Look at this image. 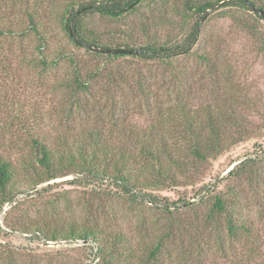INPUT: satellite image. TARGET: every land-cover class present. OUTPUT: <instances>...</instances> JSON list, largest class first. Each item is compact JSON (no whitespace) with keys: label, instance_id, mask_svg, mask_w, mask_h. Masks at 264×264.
Masks as SVG:
<instances>
[{"label":"trees","instance_id":"1","mask_svg":"<svg viewBox=\"0 0 264 264\" xmlns=\"http://www.w3.org/2000/svg\"><path fill=\"white\" fill-rule=\"evenodd\" d=\"M256 10L264 0H0V238L79 244L82 264H202V244L230 241L236 264H264L237 218L259 164L201 184L225 153L264 137V97L210 30L221 20L245 34L264 71ZM63 186L81 194L85 222L46 218ZM119 200L157 218L115 228Z\"/></svg>","mask_w":264,"mask_h":264},{"label":"rangeland","instance_id":"2","mask_svg":"<svg viewBox=\"0 0 264 264\" xmlns=\"http://www.w3.org/2000/svg\"><path fill=\"white\" fill-rule=\"evenodd\" d=\"M228 23L221 20H215L210 25V30L213 32V36H217L220 40V52L227 57L230 62L234 63V66L238 70H242L246 75L248 74L247 83H250L248 87L254 85L258 91V95L264 97V71L262 66L251 67L252 61H259L256 58V54L253 51V45L245 34L236 33L227 29ZM239 72V71H238ZM59 73V72H58ZM54 75H51L53 77ZM247 158L255 159L258 163V169L255 170L256 176L258 175L257 183L250 184L246 181H241V188L239 189V208L238 220L246 222L252 229L254 235L257 237L254 242L259 248L261 255H264V137L257 140L247 141L232 148L229 152L221 156L212 167L210 173H208L201 184L207 185L209 182L217 183L221 181L227 173L242 160ZM231 164V165H230ZM64 178L60 179L63 180ZM214 179V180H213ZM59 180V181H60ZM224 182L220 184L219 189L224 187ZM91 188V187H89ZM63 190L57 198L58 213L51 214L50 208H47L43 212H46V218L52 219L54 222L66 221L67 219H75L79 223L85 222L86 209L84 203H82V196L77 189L63 186ZM26 191L18 194L15 197V204L18 202H24L29 198L27 194L34 192ZM59 191V190H57ZM179 191H165L161 195L169 199L177 200ZM192 197V192L188 194ZM197 197L191 198V201ZM14 204V205H15ZM113 215L117 219V223L114 224L115 228H122L123 230H132L140 213L145 214L148 222L151 219L157 218V213L153 211L149 204L146 206L138 207L135 210L123 201H116L112 205ZM9 207H5L0 213V227L6 229L4 224L5 211ZM130 209L134 210L133 212ZM102 224V221H99ZM3 238H0V264H82V257L84 255L85 248H80L79 244L62 245L57 247H46L40 241L34 238H27L25 235L19 233H12L6 231ZM57 250V248H59ZM201 248L206 253L203 254L204 259L200 261L202 264H236L237 258L241 256V247L239 244H230L227 241L223 245V250L220 251L214 244L210 243L209 247L202 244ZM63 248V250H62ZM178 244L176 243L169 247L170 253L177 251ZM187 250V249H186ZM177 255V254H176ZM166 257V256H165ZM264 259V257H263ZM166 264V260H164Z\"/></svg>","mask_w":264,"mask_h":264},{"label":"water","instance_id":"3","mask_svg":"<svg viewBox=\"0 0 264 264\" xmlns=\"http://www.w3.org/2000/svg\"><path fill=\"white\" fill-rule=\"evenodd\" d=\"M256 13H258L263 19H264V12L262 10H256ZM112 53H117V52H128V51H120V50H113V51H109ZM60 179H57L55 181H59Z\"/></svg>","mask_w":264,"mask_h":264}]
</instances>
